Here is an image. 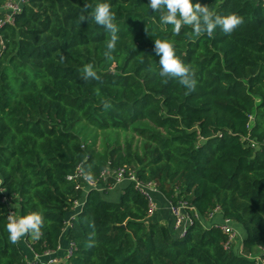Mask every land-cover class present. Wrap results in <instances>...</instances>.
<instances>
[{
	"label": "trees",
	"instance_id": "16d2710c",
	"mask_svg": "<svg viewBox=\"0 0 264 264\" xmlns=\"http://www.w3.org/2000/svg\"><path fill=\"white\" fill-rule=\"evenodd\" d=\"M100 2L111 5L119 29L112 60L104 56L111 34L91 19L78 24L84 4ZM192 2L243 23L231 35L217 28L193 40L187 26L173 35L149 0H30L0 29V178L20 216L43 213L42 237L27 239L36 253L64 239L75 249L59 264H256L258 248L264 258V0ZM155 39L173 42L193 67L195 91L158 75ZM88 63L99 81L82 78ZM92 130L118 138L101 137L98 146ZM121 133L140 144L124 147ZM122 166L173 204L187 202L185 234L174 221L148 217L133 182L118 200L107 196L112 177L100 181L103 191L87 189L85 177ZM78 167L84 175L69 179ZM85 196L62 235L73 200ZM218 207L243 231L241 252L205 222ZM9 210L0 201V264H41L10 242ZM93 222L97 243L87 248Z\"/></svg>",
	"mask_w": 264,
	"mask_h": 264
},
{
	"label": "clouds",
	"instance_id": "9594fccd",
	"mask_svg": "<svg viewBox=\"0 0 264 264\" xmlns=\"http://www.w3.org/2000/svg\"><path fill=\"white\" fill-rule=\"evenodd\" d=\"M147 6L154 13H159V20L163 25L172 26L173 35L178 36L185 26L191 28V32L185 35L193 40L205 34L211 38L217 28L224 34L231 35L243 23V18L235 13L221 16L210 10L208 5L199 2L194 4L192 0H149ZM84 13H87V15ZM89 19L111 34L110 39L106 42L107 50L104 52V56L106 59L112 60L119 29L115 23L116 17L111 10V5L107 2H100L93 7L92 4L85 3L78 18V24L81 25L82 22ZM154 52L160 58L158 75L163 78L165 83L168 80H176L187 89L186 94L195 91L197 86L195 70L176 55L173 42L155 39ZM60 58L63 61L65 57L61 55ZM82 72V78L85 81L90 79L100 80V76L95 71L92 63L85 64ZM95 93L100 96V89H95ZM101 103L105 109L112 107L109 101L102 100ZM44 225L45 220L42 212L34 211L23 216L9 215L6 226L9 234L8 238L13 244L18 243L24 237L39 240L43 235L42 228ZM89 227L92 231L89 233L86 243L87 248L94 247L97 243L95 223H91Z\"/></svg>",
	"mask_w": 264,
	"mask_h": 264
},
{
	"label": "built area",
	"instance_id": "2783aa9c",
	"mask_svg": "<svg viewBox=\"0 0 264 264\" xmlns=\"http://www.w3.org/2000/svg\"><path fill=\"white\" fill-rule=\"evenodd\" d=\"M30 0H6L2 5H0V29L7 23H14L15 17L18 13H20L23 9V6L28 3ZM84 172L81 167L77 168V171L74 175L68 176L69 179H75L79 176H83ZM109 177H112L115 181L112 184H109L108 190L116 188L118 185H125L126 183L133 182L134 187L142 193L149 206V216L155 214V212L158 209L157 201L154 197V192H161L156 183L151 181H144L139 178L138 173L135 169H129L126 166L118 167L113 170H107L105 169L99 178L91 179L86 178L87 185L90 188H97L100 191L104 190V186L100 185V181H106ZM79 186V185H78ZM87 196V195H86ZM86 196L84 198H77L73 200L72 208H71V214L67 217L65 227L63 229V234L65 235L68 231L69 227L71 226V220L75 218L83 209L85 202H86ZM0 201L3 203H6L9 205L10 210L8 212L9 215H15L20 216L19 212L13 208L12 206V200L10 197L6 195V190L2 186V180L0 178ZM171 210L174 217V227L177 230L181 231V234H185L188 228V225L192 222V219L186 210L187 208V202L186 201H180L178 204H173L171 201ZM217 212H222L221 209L218 207L214 211H212L209 214L208 220L205 222L208 224H215L217 227H219L223 233H225L228 237L225 247L231 248L234 245L239 244L242 248V237L239 233L238 226L236 222L230 218L223 216L221 221L218 222H211V219L215 216ZM199 219H202L199 214H196ZM24 240H27L28 237L22 238ZM75 249V245L73 242L69 241L68 247L63 250V246L60 243L58 248L55 250H47L44 251L42 254L36 253L35 259H28L30 263H41V264H59L62 257L67 259L71 257ZM60 252L63 253V256H60ZM256 264H264V258L262 256L256 257Z\"/></svg>",
	"mask_w": 264,
	"mask_h": 264
},
{
	"label": "crops",
	"instance_id": "0c3cea01",
	"mask_svg": "<svg viewBox=\"0 0 264 264\" xmlns=\"http://www.w3.org/2000/svg\"><path fill=\"white\" fill-rule=\"evenodd\" d=\"M123 185H118L116 188L114 189H110L107 192V196L109 199L111 200H118L120 197V191ZM154 197L157 201L158 204V209L155 212V214L153 216H151L150 218H156L158 220H160L162 223H167V224H173L174 221V217H173V213L171 210V203L170 200L162 193V192H154ZM223 218V213L222 212H217L215 214V216L211 219V222H218L221 221ZM239 233L242 237V239L244 238V233L241 230V228L238 227ZM20 243L23 245L24 249H25V253L27 258L29 259H35L36 258V252L34 251V249L32 248V246L29 244L28 240H24L21 238ZM61 244L63 246V250H65L68 247L69 242L67 240H61ZM238 245V251L241 252V247L239 244ZM60 256H63V253L60 252L59 253ZM261 249L258 248L257 249V253L254 256H258L261 255Z\"/></svg>",
	"mask_w": 264,
	"mask_h": 264
},
{
	"label": "rangeland",
	"instance_id": "374dc122",
	"mask_svg": "<svg viewBox=\"0 0 264 264\" xmlns=\"http://www.w3.org/2000/svg\"><path fill=\"white\" fill-rule=\"evenodd\" d=\"M86 132H89V130L86 129ZM90 132H91V137H93V136L97 137L95 141H96V145H98V146L101 144V139H100L101 137L110 138V140H112V141H115L118 138V134L116 132L105 133V132H100V131H96V130H92ZM119 138H121V144H123L124 147H125V144L127 142H132L133 147H136V145L140 144L139 138L136 137V134H134V133H129V134L121 133L119 135ZM259 256H261V255H258V257ZM64 260H65V258L62 257L60 263Z\"/></svg>",
	"mask_w": 264,
	"mask_h": 264
}]
</instances>
